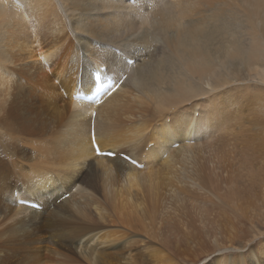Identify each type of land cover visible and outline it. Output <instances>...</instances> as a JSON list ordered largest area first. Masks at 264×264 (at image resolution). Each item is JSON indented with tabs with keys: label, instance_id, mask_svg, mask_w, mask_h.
I'll list each match as a JSON object with an SVG mask.
<instances>
[{
	"label": "bare ground",
	"instance_id": "6f19581e",
	"mask_svg": "<svg viewBox=\"0 0 264 264\" xmlns=\"http://www.w3.org/2000/svg\"><path fill=\"white\" fill-rule=\"evenodd\" d=\"M158 1L160 7L151 14L134 18L132 13L135 4H128L127 0H19V7L14 1L0 0V95L6 97L22 89L5 83L3 69L6 70L7 67L31 79L47 78L43 73L51 70L69 81L74 75L75 82L83 83L87 92L92 89L90 72L104 67L109 76L117 81L122 80L123 86L136 91L140 98L139 105L147 107L146 111L137 114L128 112L125 116L117 115L115 121L118 118L128 121L152 112L154 121L161 123L157 130L159 138L155 142L157 152L154 153L143 139L129 154L143 165L142 169L127 166L128 163L122 161L121 175L115 181L110 178L111 168H106L103 157L98 158L97 166L107 177V184L99 194L107 193V204H113L123 214V220L113 221L117 232L106 234L100 242L114 253L107 254L106 250L97 252L95 248H90V243H79V248L83 250L80 254L65 256L55 250L48 251L47 260L50 263L180 264L179 260L186 253H182L180 248L171 249V253H168L154 246L150 254H133L131 237L141 230L148 241L156 240L161 247L168 248L167 241L159 240L155 226L168 217V209H171L175 200L188 196L191 191L197 192L193 196L204 204L219 207L230 205V182H223L228 188L226 197L215 195L221 189L200 188L194 180L191 186L183 188L186 175L195 179L207 171V167L201 165L187 168V162L200 163L214 154L212 150L202 149L194 158L190 157L193 153L191 147L194 145L190 140L198 139L192 133L193 129L197 133L204 129L199 125V120H207V109L214 108L212 100L217 93L227 89L230 96V86L236 82L252 80L264 84V0H236L232 5L230 0ZM139 3L147 2L141 0ZM51 16L54 18V25L48 28L47 20ZM29 17L39 27L37 30L34 26L39 38L27 43L24 30L29 24ZM47 30L49 33H46ZM68 35L75 44L67 38ZM158 41H161V45H157ZM128 45H134L138 50L125 55ZM52 50L54 52L49 53ZM122 57L133 59L134 64L128 66L122 61ZM123 76L126 79L123 80ZM256 89H260L259 95L263 96L264 103V87ZM121 90L120 87L114 93ZM75 92L73 89L71 105L81 107L82 113L76 111L77 121L72 129L79 128L82 145L87 134L89 139L87 146L77 148L75 152L87 163L94 155L90 137L92 114H95L96 143L99 131H104L107 135L111 130V116L100 112V102L91 105L72 100ZM123 93H127V89ZM106 101L110 106H114L116 102L112 95ZM17 104V99L13 96L11 107L4 110L5 114L17 113ZM187 106L193 110L192 113H188ZM190 115H194L195 120L188 119ZM134 122L137 126L132 128V134H128L126 139L133 136L139 126L146 124L142 120ZM8 127L7 122L6 128ZM53 140L57 143L58 137L54 136ZM173 143L178 144L177 149H173ZM98 147L104 151L102 145ZM152 155L164 159L160 171L164 176L176 180L181 187L178 193L168 191L159 195L147 190H132L138 176L150 173ZM66 156L71 157V153ZM108 161L112 162V159ZM228 168L230 170V164ZM224 172L228 173L226 170ZM36 174V185L44 184L53 176L52 185L41 188L40 203L57 196L70 184L71 177L60 168L53 175L41 171ZM251 176H255L248 177L251 195L244 194L242 203L255 199L254 187L258 179L262 180L260 174ZM252 205L251 200L245 207ZM248 210L251 209H247L245 219L246 214H250ZM182 215L188 220L201 216L200 211L195 214L184 212ZM53 217L54 220L62 219L60 214H53ZM204 221L209 227L205 235L217 233L226 239L224 247L216 246V250L230 247L236 230L227 209L214 216L205 214ZM250 224L254 225L252 222ZM27 226L29 231H21L6 239L3 238L5 232H0L2 248L11 245L14 250L3 252L2 249V257L8 260L7 264H45L32 256V249L39 253L42 245L41 238H38L33 248V236L41 227L34 221H29ZM183 238L193 241L190 233H183ZM247 245L239 247L243 249ZM249 253L248 260H243L242 255L218 256L214 259V264H264V252L255 254L251 249Z\"/></svg>",
	"mask_w": 264,
	"mask_h": 264
},
{
	"label": "rangeland",
	"instance_id": "374dc122",
	"mask_svg": "<svg viewBox=\"0 0 264 264\" xmlns=\"http://www.w3.org/2000/svg\"><path fill=\"white\" fill-rule=\"evenodd\" d=\"M8 1H14L19 7V0ZM232 2L235 3L236 0H230L231 5ZM134 4L135 10L132 13L134 18L151 14L154 9L160 7L158 0ZM47 21L48 28L53 27V16ZM33 22L29 17V24L24 30L27 43L39 38L35 29L36 27L39 30V27ZM46 33H49V30ZM67 38L75 44L69 35ZM157 45H161V41H158ZM54 50L49 53H53ZM133 50L138 48L128 45L124 53L129 55ZM3 70V79L7 85L22 88L6 97L0 95V225H2L0 232H5L3 238L6 239L21 231H29L27 224L29 221H34L41 228L33 236V248L38 238H41L42 245L39 253L32 249V256L45 264H53L47 260L50 250L65 256L80 254L83 250L79 248V243H90V248H95L97 252L106 250L107 254L114 253L100 242L106 234L117 232L113 221L123 220V214L113 204H107V193L99 194L107 184L105 173L97 166L98 158H101L94 154L87 163H84L75 152V149L89 144L88 134L82 145L79 128L72 129L77 121L76 111H81V107L71 105L72 90H77L78 84L75 82V76L73 75L69 81L51 70L49 73L41 71L47 78L31 79L8 67ZM80 84L84 90L83 83ZM256 87H264V84L252 80L244 83L236 82L230 86V96L226 92L227 89L217 93L212 100L215 104L214 108L207 109V120H199V125L204 129L201 133L192 130L197 138L205 132L208 134L207 137L197 141L200 143H194L191 147L193 153L189 156L194 158L202 149L212 150L214 154L200 163L187 162V168L201 165L206 166L207 171L195 179H190L186 175V184L183 188L191 186L194 180L200 188L221 189L222 191L215 195L226 197L228 188L223 182H230V205L219 207L204 204L193 196L197 193L194 191L186 197L181 196L171 204L168 217L155 226L159 240L167 241L169 247H161L156 240L148 241L146 234L139 230L130 239L133 254H150L154 246L168 253H171V249L180 248L182 253L186 252L184 258L179 260L180 264H214V259L218 256L242 255L243 260H248L251 249L255 254L264 252V103L263 96L259 95L260 89ZM121 88V91L111 94L116 100L114 106H110L106 101L108 97L100 101V112L111 116V130L107 135L104 131H99L96 135L97 143L104 147V151L116 153L112 162L107 158L102 160L106 168H111L109 175L115 181L119 180L120 167H123V160L120 159L119 154L129 155L143 139L154 153L157 152L155 142L159 138L157 130L158 125L161 124L154 121L152 112L144 116L138 115L128 121L119 118L115 121L117 115L125 116L128 112L137 114L147 109L146 106L139 105L140 98L136 91L123 84ZM124 89H127V93H123ZM13 96L18 103L17 113L5 114L4 110H9L11 107ZM188 108L189 106H187L188 113H192L193 110ZM188 119L195 120V116L190 115ZM141 120L146 124L139 126L134 131V135L126 139L128 134H132V128L137 126L134 121L138 123ZM7 122L8 128H6ZM54 136L58 137L57 143L53 140ZM68 153H71V157L66 156ZM151 159L150 173L146 176H138L132 190H147L151 194L159 195L168 191L178 193L181 187L176 180L164 176L160 171L164 159L155 155H152ZM75 165L77 166L74 169ZM57 168L71 177L70 184L57 196L40 203L43 190L41 188L51 186L53 176L44 184L36 185L38 180L36 172L53 175ZM251 174H260L262 180L258 179L254 187L253 198L256 200L251 199L253 205L245 207L251 200L242 203V196L251 195L248 177H255ZM66 194H68L67 198L62 200ZM18 201L35 202L42 206V209L34 211L18 205ZM62 201L66 202L62 204ZM225 208L236 230L235 239L230 242V247L226 246V250H216V246L224 247L226 239L217 233L204 234L209 229L204 221V215L214 216L222 213ZM247 209L251 210H248L250 214H246L245 219L244 214ZM198 211L201 216L197 215L191 220L182 215L184 212L195 214ZM53 214H60L62 219L54 220ZM250 222L254 225L250 226ZM183 233H190L193 241L184 239ZM245 245H247L245 248L240 249L239 246ZM12 248L11 245L4 248L0 245V264L8 263V260L2 257V249L3 252H11L14 251Z\"/></svg>",
	"mask_w": 264,
	"mask_h": 264
},
{
	"label": "snow or ice",
	"instance_id": "6c2138e0",
	"mask_svg": "<svg viewBox=\"0 0 264 264\" xmlns=\"http://www.w3.org/2000/svg\"><path fill=\"white\" fill-rule=\"evenodd\" d=\"M111 87V86H110ZM98 154H99V149L97 148ZM112 155H116V153H112Z\"/></svg>",
	"mask_w": 264,
	"mask_h": 264
}]
</instances>
